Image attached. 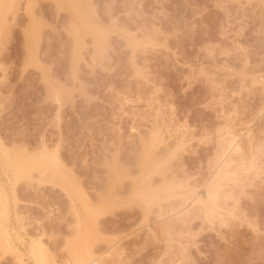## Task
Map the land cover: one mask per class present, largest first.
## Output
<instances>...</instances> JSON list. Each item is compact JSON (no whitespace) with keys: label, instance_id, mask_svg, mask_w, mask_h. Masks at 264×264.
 Returning a JSON list of instances; mask_svg holds the SVG:
<instances>
[{"label":"rangeland","instance_id":"rangeland-1","mask_svg":"<svg viewBox=\"0 0 264 264\" xmlns=\"http://www.w3.org/2000/svg\"><path fill=\"white\" fill-rule=\"evenodd\" d=\"M0 200V264H264V0H0Z\"/></svg>","mask_w":264,"mask_h":264},{"label":"bare ground","instance_id":"bare-ground-1","mask_svg":"<svg viewBox=\"0 0 264 264\" xmlns=\"http://www.w3.org/2000/svg\"><path fill=\"white\" fill-rule=\"evenodd\" d=\"M31 1H33V0H31ZM35 2V1H34ZM33 3V2H32ZM76 5V4H75ZM30 7H32L33 5H31V3H30V5H29ZM70 7H72L71 9L74 11V12H76L75 14L76 15H79L78 16V18L79 19H81V21H83L84 23L83 24H86V26L87 27H85V25H83L82 24V26H84L86 29L87 28H89L88 30H91V31H99V29H96V27H95V25L93 24V22L91 21V20H89L88 19V21L83 17L84 16V13H83V15L81 14V12H79L76 8H75V6L73 7V5L72 6H70ZM28 9H30L29 7H28ZM32 10V9H31ZM74 14V15H75ZM75 15V16H76ZM82 16V17H81ZM72 17V16H71ZM82 18H84V20L82 19ZM78 19V20H79ZM87 21V22H86ZM86 22V23H85ZM85 28H83V30H85ZM97 28H99V27H97ZM75 31H76V33H82V31L83 30H81V31H79L80 29H79V27H77L76 25H75V29H74ZM74 31V32H75ZM97 31L94 33V35L97 33ZM101 29H100V33L98 34V35H103V34H101ZM87 32H90V31H87L86 30V32H83V33H87ZM92 33V32H91ZM77 35V34H76ZM80 35V34H79ZM82 36V35H81ZM84 36V35H83ZM99 37V36H98ZM101 37V36H100ZM99 37V38H100ZM82 39H83V37H81ZM96 38V37H95ZM78 39V38H77ZM81 40V39H80ZM101 40V39H100ZM79 41V40H78ZM96 41H97V39H96ZM98 42V41H97ZM99 42H101V41H99ZM83 43V42H82ZM100 44V43H99ZM60 97V96H59ZM61 98V97H60ZM61 100V99H60ZM59 100V101H60ZM232 135V134H231ZM234 137H236V138H234ZM234 137H231V138H233V139H231L230 141H231V147L233 148L232 150H235V152H237L236 150H240V148H241V145H240V143H239V139H237V136H234ZM230 147V146H229ZM231 151V150H230ZM241 151V150H240ZM234 152V151H233ZM9 153H10V151H9ZM4 155L8 158V157H10V155L8 154V152L7 151H5L4 152ZM230 155V154H229ZM226 160L228 161V159L226 158ZM229 160H231V159H229ZM224 162V161H223ZM229 163V162H228ZM225 165V164H224ZM226 165H228L227 164V162H226ZM230 165V164H229ZM222 169H223V167H222ZM224 171V170H223ZM227 171V170H226ZM229 171V170H228ZM220 172V171H219ZM223 173V172H222ZM221 175V174H220ZM63 188V187H62ZM68 188V187H67ZM147 190V189H146ZM142 191V190H141ZM69 194L71 195V200H72V202L74 203V195L69 191ZM68 194V195H69ZM135 194V193H134ZM155 194H157V193H155ZM76 196V195H75ZM151 196H153V195H151ZM150 196V197H151ZM157 196V195H156ZM117 197V196H116ZM149 197V196H148ZM154 197V196H153ZM189 197V196H188ZM191 197V196H190ZM210 197V196H209ZM182 199H183V197H182ZM191 199V198H190ZM208 199H210V198H208ZM188 200V199H187ZM8 202V201H7ZM6 202V200H4V201H1L0 200V238H5L4 236L6 235L5 233V230H4V226L6 225H8L7 223L8 222H10V209H9V204ZM192 202L194 203V204H198V203H202L203 202V200H202V202H201V198L199 197V196H195V197H193L192 198ZM75 203H76V201H75ZM72 204V203H71ZM183 204V203H182ZM204 204V203H203ZM148 205V204H147ZM144 206V205H143ZM185 206V205H184ZM193 206V205H192ZM208 209V208H207ZM175 212V211H174ZM211 212V211H210ZM214 212V211H213ZM180 213V212H179ZM212 213V212H211ZM186 215V214H185ZM213 215V214H212ZM173 216V215H172ZM181 216V215H180ZM207 216V215H206ZM184 217V216H183ZM23 221V220H22ZM171 227V226H170ZM150 231V230H149ZM77 236V235H76ZM2 238V239H3ZM78 240V239H77ZM74 243H75V241H74ZM79 246H80V244H78ZM76 248V247H75ZM78 248H76L75 250H77ZM79 250H81V249H79ZM86 250V249H85ZM36 251V250H35ZM80 253H81V251H79ZM85 252V251H84ZM84 252H83V254H84ZM36 254V252L35 253H33V256H34V259L36 260L35 261V263L36 264H50L48 261H46V260H44L43 258H41L39 255H35ZM77 254V253H76ZM77 255H79V254H77ZM86 255V254H85ZM106 256V255H105ZM104 256V257H105ZM103 257V258H104ZM76 258V257H75ZM80 258V257H79ZM86 258V257H85ZM83 256H82V258L81 259H85ZM88 258V257H87ZM78 259V258H77ZM81 259H80V261H81ZM79 260V259H78ZM103 260V259H102ZM105 261V260H104ZM76 262V261H75ZM84 262V264H100L99 263V261L97 260V259H93L92 257H89L88 258V261L85 259L84 261H82V263ZM88 262V263H87ZM77 263V262H76ZM75 263V264H76ZM81 262H80V264H82ZM107 264V263H106Z\"/></svg>","mask_w":264,"mask_h":264}]
</instances>
